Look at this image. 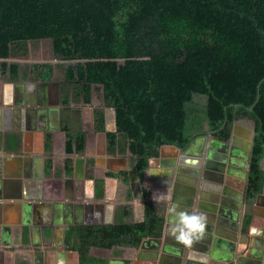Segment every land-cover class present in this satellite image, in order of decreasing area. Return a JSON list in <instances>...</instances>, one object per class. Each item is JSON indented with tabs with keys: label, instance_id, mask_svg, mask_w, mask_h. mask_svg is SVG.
Masks as SVG:
<instances>
[{
	"label": "trees",
	"instance_id": "16d2710c",
	"mask_svg": "<svg viewBox=\"0 0 264 264\" xmlns=\"http://www.w3.org/2000/svg\"><path fill=\"white\" fill-rule=\"evenodd\" d=\"M42 49L59 64L33 75L62 83L69 153L88 146L72 131L82 118L73 102L116 110L109 150L132 157L127 180L142 178L163 145L187 149L209 132L228 141L244 120L256 126L246 200L263 191L264 0H0V77L18 81L23 67L11 60H38ZM96 116L103 129V109ZM147 196L142 222L70 228L81 264H109L113 251L161 236Z\"/></svg>",
	"mask_w": 264,
	"mask_h": 264
},
{
	"label": "crops",
	"instance_id": "0c3cea01",
	"mask_svg": "<svg viewBox=\"0 0 264 264\" xmlns=\"http://www.w3.org/2000/svg\"><path fill=\"white\" fill-rule=\"evenodd\" d=\"M30 59L31 66L23 64ZM11 63L23 69L18 81L0 77V264H81L68 242L70 228L142 222L147 194L163 217L161 236L113 251L109 264H264V189L251 202L245 196L249 126L238 121L232 127L231 147L240 156L222 183L204 178V163L201 172L191 165L199 145L193 154L183 152L189 147L163 145L142 178L127 180L122 175L131 172L132 157L109 150V134L118 131L116 110L97 99L73 102L82 118L73 120L78 126L72 131L86 135L88 146L69 153L62 83L33 75L34 66L59 62L42 49L38 60L32 53ZM102 109L106 122L100 129L96 112ZM174 204L177 211L205 217L203 234L191 244L169 233Z\"/></svg>",
	"mask_w": 264,
	"mask_h": 264
},
{
	"label": "water",
	"instance_id": "95a60500",
	"mask_svg": "<svg viewBox=\"0 0 264 264\" xmlns=\"http://www.w3.org/2000/svg\"><path fill=\"white\" fill-rule=\"evenodd\" d=\"M58 88H59L58 101L59 104L62 105L61 85H59ZM206 127L209 128V125L207 124ZM236 127H237V123H234L233 129H235ZM116 130H118V125H116ZM251 130L253 135L250 142V153L248 156L246 155L245 157L246 159H248L247 171L245 174L246 180L249 179L250 161H251V155H252V150L256 135V126L254 124L252 125ZM212 135L213 133L210 132L208 136L198 137L190 145L188 150H183V152H185V154H193L192 152L193 147L194 146L198 147L199 145V149H198L199 152L196 153L197 157L194 159L193 162H191V165L198 167V169L201 172V167L203 166L204 163L205 164L203 169L204 178L209 181L213 180L214 183H222V181L225 178V174L226 173L230 174L231 172V167H233L231 166V164L237 163L238 161L236 159L240 155L239 153H237L235 148L231 147L232 146L231 143L234 142L233 133H231V137L228 141H222L220 139L213 137ZM208 141H210V144L208 143ZM181 162H184L183 159L181 160Z\"/></svg>",
	"mask_w": 264,
	"mask_h": 264
},
{
	"label": "clouds",
	"instance_id": "9594fccd",
	"mask_svg": "<svg viewBox=\"0 0 264 264\" xmlns=\"http://www.w3.org/2000/svg\"><path fill=\"white\" fill-rule=\"evenodd\" d=\"M169 213H175L170 217L169 233L183 244H191L194 237L203 234L205 228V217L202 213L177 211L176 205L168 209Z\"/></svg>",
	"mask_w": 264,
	"mask_h": 264
},
{
	"label": "rangeland",
	"instance_id": "374dc122",
	"mask_svg": "<svg viewBox=\"0 0 264 264\" xmlns=\"http://www.w3.org/2000/svg\"><path fill=\"white\" fill-rule=\"evenodd\" d=\"M50 59L52 60L53 63H57V62H59V61H56V59H54L53 56H51ZM32 62H33V61L30 59V60H26V62H23V64L26 65V66H31V65L33 64ZM50 62H51V61H50ZM25 68H26V67H25ZM27 68H28V67H27ZM239 123H240V124H245V125L249 126V128H251L252 125H253V124H250V123H248V122H246V121H244V120H241ZM206 125H207V124H205V129H208V128L206 127ZM195 140H196V139H195Z\"/></svg>",
	"mask_w": 264,
	"mask_h": 264
},
{
	"label": "flooded vegetation",
	"instance_id": "af4514ba",
	"mask_svg": "<svg viewBox=\"0 0 264 264\" xmlns=\"http://www.w3.org/2000/svg\"><path fill=\"white\" fill-rule=\"evenodd\" d=\"M210 133V132H209ZM209 133L206 135V136H208L209 135ZM213 136V135H212ZM200 137H202V136H200Z\"/></svg>",
	"mask_w": 264,
	"mask_h": 264
}]
</instances>
